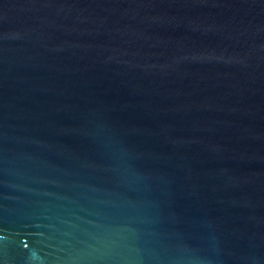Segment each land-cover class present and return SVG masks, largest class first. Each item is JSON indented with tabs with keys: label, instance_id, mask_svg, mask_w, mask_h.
<instances>
[{
	"label": "water",
	"instance_id": "obj_1",
	"mask_svg": "<svg viewBox=\"0 0 264 264\" xmlns=\"http://www.w3.org/2000/svg\"><path fill=\"white\" fill-rule=\"evenodd\" d=\"M0 264H264V0H0Z\"/></svg>",
	"mask_w": 264,
	"mask_h": 264
}]
</instances>
